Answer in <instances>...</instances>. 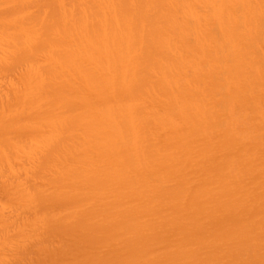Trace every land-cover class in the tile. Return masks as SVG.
Wrapping results in <instances>:
<instances>
[{"label": "bare ground", "instance_id": "6f19581e", "mask_svg": "<svg viewBox=\"0 0 264 264\" xmlns=\"http://www.w3.org/2000/svg\"><path fill=\"white\" fill-rule=\"evenodd\" d=\"M0 264H264V0H0Z\"/></svg>", "mask_w": 264, "mask_h": 264}]
</instances>
